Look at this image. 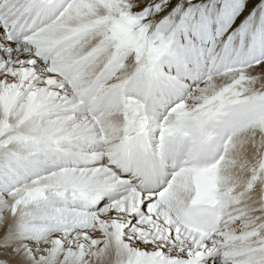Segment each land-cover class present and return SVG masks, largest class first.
Wrapping results in <instances>:
<instances>
[{"label":"snow or ice","instance_id":"obj_1","mask_svg":"<svg viewBox=\"0 0 264 264\" xmlns=\"http://www.w3.org/2000/svg\"><path fill=\"white\" fill-rule=\"evenodd\" d=\"M0 264H264V0H0Z\"/></svg>","mask_w":264,"mask_h":264}]
</instances>
